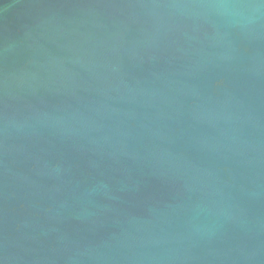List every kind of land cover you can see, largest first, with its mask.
Wrapping results in <instances>:
<instances>
[{
	"label": "water",
	"instance_id": "95a60500",
	"mask_svg": "<svg viewBox=\"0 0 264 264\" xmlns=\"http://www.w3.org/2000/svg\"><path fill=\"white\" fill-rule=\"evenodd\" d=\"M0 264H264V0H0Z\"/></svg>",
	"mask_w": 264,
	"mask_h": 264
}]
</instances>
